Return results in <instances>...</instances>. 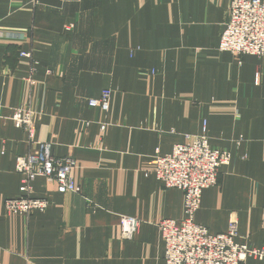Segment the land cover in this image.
I'll list each match as a JSON object with an SVG mask.
<instances>
[{
  "label": "crops",
  "instance_id": "0c3cea01",
  "mask_svg": "<svg viewBox=\"0 0 264 264\" xmlns=\"http://www.w3.org/2000/svg\"><path fill=\"white\" fill-rule=\"evenodd\" d=\"M230 5L0 0V264H165L156 225L182 221L186 197L147 174L157 150L191 142L204 122L231 163L204 190L195 222L219 235L236 220L237 243L264 248V58L219 51ZM17 108L36 114L34 143L75 160L82 188L60 194L38 178L34 195L50 206L29 216L4 207L20 196L16 158L36 147L10 120ZM121 216L141 221L132 240Z\"/></svg>",
  "mask_w": 264,
  "mask_h": 264
},
{
  "label": "built area",
  "instance_id": "2783aa9c",
  "mask_svg": "<svg viewBox=\"0 0 264 264\" xmlns=\"http://www.w3.org/2000/svg\"><path fill=\"white\" fill-rule=\"evenodd\" d=\"M218 49L238 58H264V0H231ZM19 56L33 61L31 53L20 52ZM36 65L34 61L27 78L32 87L36 85ZM111 95L110 90H105L99 99V108L106 114L110 110ZM35 115L33 110L17 108L10 118L14 127L23 130L36 147L26 156L16 158L15 171L21 177L20 196L5 202L9 214L29 216L33 212L47 211L48 199L34 195L33 185L38 178L55 184L60 194L82 193L72 177L75 160L56 157L52 143H34ZM102 129L105 130V125ZM153 163V171L147 175L153 174L165 188L180 190L186 197L182 221L164 220L156 225L165 245V264H246L249 259L264 264V248L237 243L236 220L230 222L226 233L219 235L211 234L195 222L204 190L216 186L220 168L231 163L230 152L210 145L206 122L202 133L191 142L175 145L168 155L157 150ZM140 225L137 218L121 216V237L132 240Z\"/></svg>",
  "mask_w": 264,
  "mask_h": 264
}]
</instances>
